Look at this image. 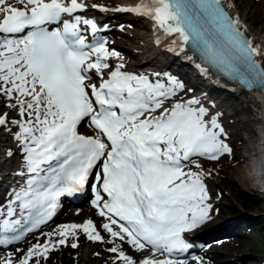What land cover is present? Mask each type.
<instances>
[{"label":"snow or ice","instance_id":"1","mask_svg":"<svg viewBox=\"0 0 264 264\" xmlns=\"http://www.w3.org/2000/svg\"><path fill=\"white\" fill-rule=\"evenodd\" d=\"M89 8L150 19L171 38L168 50L191 51L203 74L264 90V48L222 0L111 9L87 0H0V136L12 139L5 156L17 161L10 183L0 177V248L39 230L62 197L89 187L103 221L59 225L0 264H47L58 248L76 249L81 232L108 245L111 264H184L179 257L193 247L185 234L214 210L206 183L213 173L200 161L232 151L219 114L195 96L178 98L183 83L169 73L110 64L120 54L97 35L109 26L82 15ZM85 123L94 134L79 131ZM125 244L164 258L136 261Z\"/></svg>","mask_w":264,"mask_h":264},{"label":"bare ground","instance_id":"2","mask_svg":"<svg viewBox=\"0 0 264 264\" xmlns=\"http://www.w3.org/2000/svg\"><path fill=\"white\" fill-rule=\"evenodd\" d=\"M108 0H105V2ZM115 1V0H114ZM114 1H108L109 3L105 2H98V5H107L115 7L116 5L123 4L128 1H135L138 0H124L120 3L114 2ZM227 6H229L233 13L237 16L238 13L236 12V4H238L237 0H223ZM10 2L15 3V0H10ZM236 2V4H235ZM239 4L244 7L247 6V0L242 1ZM248 10L245 12V18L251 19V15H248V12L250 13L252 10L250 8H247ZM245 10V9H244ZM107 15V22L106 24L109 26L108 29L105 31V35L108 37H112L113 41L111 43V47L113 49H117V52L120 54L119 57H114L118 61V63H124L127 64V59L130 57H137V48L136 46L129 47L127 51H122L119 48L120 44H123V42L128 44H133L134 42H145L148 40L147 35H143V33H139V27L146 26L145 23L142 25L136 26V24H133L130 21H126L127 25L131 27V29H126L123 27L121 29L120 26H117L118 22L117 20L118 15L116 12L108 11L106 12ZM239 16V15H238ZM239 19L242 20L243 24L246 25L247 31L253 41L258 44L260 47L264 48V27L261 26L259 29L251 30L250 26L248 25L247 21L239 16ZM125 21V19H122ZM120 20V22H122ZM254 19H251L253 21ZM113 21V24L111 23ZM115 21V22H114ZM135 25V27H133ZM120 28V29H119ZM129 32V37H125V33ZM142 32V31H141ZM128 35V33H127ZM142 35V36H140ZM137 36V38H135ZM146 45V44H145ZM142 47V46H140ZM142 51H146V49H142ZM178 66L184 73H188L191 77H193L195 80L201 81L205 86L208 85L209 89L208 92L211 93L215 97L223 98V99H232L236 100L238 106V109H243L245 112L251 115V118L248 120H242L237 116L238 122L245 128V133H241L237 130L236 125L233 122H228L225 124H222L223 128L225 129V133L227 136L226 142L231 148V154L230 155H223L222 158H220L218 161H209L206 159H203L200 161V163L203 165V167L210 168L214 164H219L224 158L227 159L225 163L221 162V165L218 166V168L211 169L210 171L213 173V175L216 176V181L221 183L223 187L227 190H223L218 188V185H216L212 180L208 179L206 181L207 187L209 192L211 193V200L214 206L213 215L210 218L209 222H213L208 228L209 232H217L222 233V241L223 243H226V249L229 250V252H233L230 250L236 249V254L230 255V257L225 256L220 250L217 248V252L212 251L216 257L220 260L222 264H264L259 261H249L247 259V254L249 253V248H251L250 244V231L253 227V223L257 222L258 219H256L255 216L250 215L246 213L244 209L238 210L236 206V202H238V199L240 198L239 191L246 194V188H253L258 189L259 191H262L261 193H264V175L260 176L259 174L262 173L264 168V96H261L260 93L255 91H243L239 88H236L233 92L230 91L228 88H225L223 83L218 79L213 80L211 77H217L215 74L209 72L207 74H203L201 71L196 72L194 68V63H192L188 60H177ZM142 65H139L140 67ZM264 95V94H263ZM189 96H193L192 94H187L186 96L178 97L187 99ZM205 106L211 105L209 101H202ZM235 102V101H234ZM217 109V110H216ZM215 113L219 114V122H221V119L223 116L221 115H230V114H237L239 111L234 106L233 101L230 102H221L217 107L212 109ZM247 121V122H246ZM254 123L255 127L252 128L248 125H251L250 123ZM256 134V137L260 140L259 142H255L251 138L252 133ZM14 142L10 137L6 136H0V158L3 155V151L6 146L11 145ZM258 156H260L258 162ZM17 162L15 159H4L0 160V167H6V165H11L13 163ZM195 170V169H194ZM257 179L259 181H257ZM256 180V182H255ZM227 186H229V189H227ZM257 186V187H256ZM217 191L220 192L219 198L221 199H213V197L216 195ZM264 195V194H263ZM242 196V195H241ZM223 199H226L228 203L224 206ZM261 201L264 204V196H262ZM239 201H242V199ZM226 203V202H225ZM254 204V203H253ZM224 207H223V206ZM255 205V204H254ZM253 205V206H254ZM89 213H91L93 216V211L90 207L86 208ZM235 209V210H234ZM233 211V212H232ZM239 211V212H237ZM228 212V213H227ZM236 214H239L237 217H235ZM264 215V213H263ZM234 216V217H233ZM91 218V217H89ZM88 220L85 219L84 221ZM83 221V222H84ZM70 224V223H68ZM99 228V227H98ZM258 231V229H257ZM240 234L242 236H237L234 234ZM215 246V244L213 245ZM130 252L134 251L133 249H128ZM86 254H89L90 252L88 250L85 251ZM99 253L100 255L97 256L96 254ZM95 256L97 257H105V252H95ZM256 259L259 260L260 257L256 255ZM264 262V261H263ZM99 264H106L105 261H100ZM108 264V263H107Z\"/></svg>","mask_w":264,"mask_h":264},{"label":"rangeland","instance_id":"3","mask_svg":"<svg viewBox=\"0 0 264 264\" xmlns=\"http://www.w3.org/2000/svg\"><path fill=\"white\" fill-rule=\"evenodd\" d=\"M88 1L89 2H95V1L105 2V0H88ZM108 1H114V0H108ZM108 1H106L105 3H109ZM122 1H124V0H115L114 2L120 3ZM242 1H244V0H242ZM237 2H238V4H236V2H235L236 12L238 13V15L240 17L244 18L247 21V23L250 26L252 31L259 29L261 26L264 27V0H247V6H244V7H242L239 4V2L241 3V0H237ZM247 8H250V10H252L250 13L248 12V15H251V19H254L253 21H251V19H249V17H248V19H246L244 16L245 12L248 10ZM133 27H135V26H133ZM125 28H127V27H125ZM127 29H131V27L130 28L128 27ZM138 31L141 33V31H147V30H145V28L141 29L139 27ZM129 32L130 31L128 30V32H127L128 35H127V33L124 34L125 37H129ZM119 47H120L119 49L122 48L121 49L122 51H127L129 49L125 42H123V44H120ZM225 101L226 102H228V101L232 102L233 101L234 106L236 107V109L239 112L236 115L235 114H230V115H226V116L221 115L223 117H222L220 123L225 124L228 122H233L236 125V128L238 131H240L241 133H245V128L240 124V122H238L237 116L242 120L243 119L248 120L251 118V115L248 114L247 112H245V110H243V109H238L237 108L238 104L236 103L237 102L236 100L225 98V99H223V102H225ZM250 124L251 125L247 124V126H250L252 128L255 127L253 122ZM0 131H2V130H0ZM224 131H225V129H224ZM251 138L254 140V143L257 141L258 142L260 141L258 139V137H256L255 132L252 133ZM258 158H259V156H258ZM226 160L227 159L224 158L221 162L225 163ZM221 162L219 164L212 165L210 168L205 167L204 170L210 171L211 169L218 168V166L221 165ZM257 162H258V159H257ZM210 180H212L216 185H218V188L220 189V191H221V189H222V191L226 190L225 187H223V185L221 183L216 181L215 175H212L210 177ZM257 181H259V180L257 179ZM255 182H256V180H255ZM244 188L246 190V194L239 191V195H240L239 199L240 200L242 199V201H239V199H238V202H236V206L238 207L237 209L238 210L244 209L246 211V213L253 215L256 217V219H258V221L256 223L255 222L253 223L254 225H253L252 229L250 231H248V233H250V238H251L250 239L251 248H249V253L247 254L248 257L246 260L254 261V262H256V261L261 262L262 261V263H264L263 262L264 261V215H263L264 204L260 199L262 196H264L263 195L264 193H261L262 191H259L260 190L259 187H257L258 189H256V190L253 188H246V187H244ZM227 189H229V186H227ZM219 195H220V192L217 191L216 195L213 198H215L217 200L219 198ZM219 199H221V198H219ZM222 201H223L224 206L228 203V201L226 199H223ZM237 212H239V211H237ZM238 215L239 214H236L235 217H237ZM210 225H211V223H210ZM57 226H59V225H53L50 228H47L48 230H46V231H42V230L38 231L34 236H32V238H30L28 241L26 240L23 243V245H20V246L17 245L16 247H14V250H16L17 248L26 249L30 244L35 243L37 241V238L41 237L42 233H48V232L56 229ZM257 229H258V231H257ZM234 235L242 236L241 233L240 234L239 233L234 234ZM85 237H86L85 234H83V233L80 234L79 241H78L79 246L76 249H72L71 247H62V248L57 249V250H61V251H57V250L53 251L51 253L50 259L47 260V264L50 262H51V264H55V260L57 259L56 258L57 255H60L62 253L74 255L75 258L77 257L76 259L79 262V264H99L100 261H102V260L107 262L108 264H111V256L105 251V249H106V247H108V245L98 243V242H89V241L80 242V239L85 238ZM41 242H43L42 239H41ZM222 245H224V244H222ZM226 246H225V248H226ZM86 250H88L90 253L86 254L85 253ZM95 252H105L106 255H105V257H97L94 255ZM6 253H11V252H5V254ZM4 255H2V256H4ZM256 255H258L260 257L259 260L256 259ZM131 257H132V255H131Z\"/></svg>","mask_w":264,"mask_h":264},{"label":"trees","instance_id":"4","mask_svg":"<svg viewBox=\"0 0 264 264\" xmlns=\"http://www.w3.org/2000/svg\"><path fill=\"white\" fill-rule=\"evenodd\" d=\"M55 264H79L77 259L67 253H62L60 258L55 260Z\"/></svg>","mask_w":264,"mask_h":264}]
</instances>
